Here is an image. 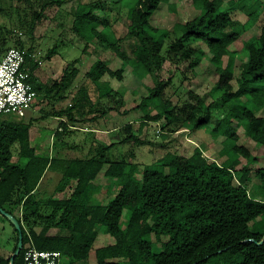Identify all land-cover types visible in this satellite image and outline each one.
<instances>
[{"label":"trees","instance_id":"trees-1","mask_svg":"<svg viewBox=\"0 0 264 264\" xmlns=\"http://www.w3.org/2000/svg\"><path fill=\"white\" fill-rule=\"evenodd\" d=\"M4 1L0 0V19L9 14L3 10ZM72 1L75 0H64ZM168 1L114 0L120 11L125 10L127 34L123 39L115 35L110 38L105 25L97 20L94 11L100 2L78 5L74 28L85 41L84 51L96 40L121 67L113 70L97 59L71 103L64 110L52 109L41 119L60 120L53 134V139L61 143L57 152L78 149L79 143L70 145L66 141L79 131L73 132L71 123H93L104 118L117 94L103 78L109 76L122 81L129 66L135 80L141 82L147 92L137 107L143 112L140 124L136 129L126 125L130 134L122 144L136 148L154 145L147 138L150 125L164 121V139L172 133L204 129L213 140L222 137L220 155L226 156L225 161L219 163L197 148L189 157L168 150L154 164L142 166L135 161L134 152L112 160L113 145L95 142L74 158L57 153L42 156L36 153L31 142L30 133L36 120L2 118L0 208L11 215V208L21 210V218L17 220L24 245L15 264H23L24 249L30 239L39 250L60 251L65 264L86 262L101 233L113 239V243L95 249L96 264H264V167H258L259 158L245 143H240L245 136L264 147V116L258 115L264 110V23L258 37L244 43L247 57L241 62L236 77L238 50L235 45L241 37L228 32L237 25L231 12L242 2L249 17L245 30H250L257 20L256 12L248 10L250 0H228L227 3L226 0H189L196 13L193 18L186 23L174 22L172 30L154 27L151 17L162 2ZM38 2L43 12L54 0ZM224 5H228L227 9ZM84 18L89 24L81 28ZM4 32L8 34L11 30L0 23V60L10 45ZM171 34L175 38L168 42ZM126 39L135 40L133 57L119 48ZM197 44H203L212 55L211 63L217 76L215 87L222 92L226 110L215 126L212 125V105H207L194 92H188V99L182 105H173L172 94L167 93L173 88L174 73L156 86H149L150 79L167 64L174 65L177 71L186 65L181 71L183 81L195 79L199 74L194 48ZM16 48L35 51L21 41L16 43ZM56 54L55 47L46 59L51 60ZM77 63L71 62L60 78L41 90L34 84V74L40 65L29 62L31 81L37 95L42 96V104H49L51 99H65L78 76ZM233 81H236V89ZM41 111L45 112V108ZM239 127L244 132L242 135ZM16 160L25 164L20 166ZM47 171L59 172L61 178L53 196L38 200L36 190ZM100 174L116 181L119 191L104 203L92 204ZM252 177L260 190L249 189ZM125 211L129 212V217L123 227ZM9 223L15 233L13 255L19 232ZM59 230L70 234H53ZM12 255L9 258L0 255V264H10Z\"/></svg>","mask_w":264,"mask_h":264},{"label":"rangeland","instance_id":"rangeland-1","mask_svg":"<svg viewBox=\"0 0 264 264\" xmlns=\"http://www.w3.org/2000/svg\"><path fill=\"white\" fill-rule=\"evenodd\" d=\"M55 2L62 3L57 4ZM98 2H100V6L95 8L94 11L97 20L102 23V25H105L110 38H113L115 35V37L123 39L127 34L125 10H121V12L118 8L119 5L113 3L114 0H75L72 2L54 0V3L43 12H41L42 5L38 0H5L3 3V10L9 14L5 19L1 18L0 23L2 26L6 25L11 32L8 34H5L4 32L7 37V42L8 44L10 43V45L5 48V51L2 54H5L9 48L16 47L18 41L23 42L26 47L34 48L37 52L40 51L42 65H40V68L34 74V84L36 87L38 85V88H41L42 90L45 86L60 78L71 62H78L76 65L79 70L78 76L69 91L65 94V99L62 101H52L51 99L49 104H42L40 102L42 96L38 94L33 109H31L32 113L36 115L34 118L36 121L31 130L32 143L34 146L40 144L41 149L39 152L41 151L43 154L45 153L54 156L57 153L61 156H73L72 152L66 154L63 151L60 153L57 152L61 147V143L53 139V134L55 130L58 129L60 120L52 117L43 120L41 119L43 114H47L52 111V109L57 111L64 110V108L71 103L73 95L86 83V73L97 59L103 60L113 70H117L121 67V63L112 59L110 53L103 49V47H100L96 40L88 46L87 51H84L85 41L74 28L76 20L75 13L78 5L90 3L97 5ZM227 2L228 0H226V3ZM247 3L248 10L250 12H256L257 20L254 27L250 30H245L249 17L243 9L242 2H239V8H237L235 12H231L237 25L228 30L229 33H237L241 37L240 41L235 45V49L238 50L235 71L236 77L239 76V66L241 62L245 61L247 57L244 43L255 40L259 35L261 25L264 23V0H250ZM172 5L175 7L172 8ZM227 6L228 5H224L226 9ZM228 10L230 11L229 7ZM195 14L192 1L169 0L168 3L162 2L160 4L156 13L151 17L150 23L157 28L172 30L174 22L186 23L193 18ZM88 24V19H82L81 28H85ZM99 29H102V26H100ZM174 38V34H171L167 41L170 42ZM55 47L57 48V54L51 60H47L46 55ZM119 48L124 51L128 57H133L135 40H123L119 44ZM194 48L196 49L195 59L198 62L199 73L195 79L191 82L183 81L181 71L186 65L177 71V68L174 65L167 64L162 71L150 79L149 86H156L159 81L166 80L170 74L174 73L173 88L169 89L167 93L172 94L173 105H182L185 100L188 99V92L192 91L201 96L207 105H212V125L215 126L219 119H221L226 113L224 104L221 100L222 92L215 87L217 76L215 74V68L211 63L212 55L203 44H197ZM226 60L227 59H225V62ZM131 71V67L128 66L122 81L112 79L109 76L103 78V81L109 83L115 94H117L113 102H111V109L108 112L111 113V111H114L119 118L120 133L118 132L117 134L121 136V141L130 134L126 130V125H132L135 129L139 126L143 112L137 109V107L141 104L143 97L147 92L146 89L143 88V85H141V82L135 80ZM232 83L236 89V81H233ZM91 95L92 97H95L93 91L91 92ZM42 108H45V112L43 113L41 111ZM258 115L264 116V110L258 113ZM95 123L96 122L81 123L79 127L84 128L85 125H94ZM163 126L164 121H160L158 125L155 123L150 125L147 138L154 145H145L136 148L130 144H122L120 141V145L110 154V157L117 160L122 157H128L134 152L135 161L143 166V164H154L157 160H160L168 150L189 157L194 153L195 149L201 148L204 151L205 156L213 157L219 163L225 161L226 156L220 155V151L222 150V137L213 140L208 132H204V129L201 131H180L172 133L167 139H164V135H162ZM157 129L161 130L160 134L156 133ZM238 131L240 135L244 133L240 127L238 128ZM78 132L77 138L75 139L78 143L87 142L89 140L85 137V133L82 131ZM240 143H245L253 151V154L259 158L260 163L258 167H264V147L253 141L250 142L245 136L240 139ZM81 155V153L78 154V156ZM244 162L245 161L242 160V165ZM17 163L20 166L25 164L24 161H17ZM140 170L139 177L141 178L142 168H140ZM59 180V176L49 173L47 179L44 181V187L39 194V198L47 200L53 196L55 192L54 189ZM99 182L105 184L106 179L103 177ZM105 185L106 187L108 185L111 189L108 196L105 195L107 192L103 193L104 190H97V194L91 199L92 204L104 203L107 199L115 197L118 193L117 189H119V187L116 182L114 183L112 181V183H106ZM257 186V180L252 177L248 186L249 189L255 190ZM10 210L16 218H21V210L19 208H11ZM128 217L129 212L125 211L123 216V227H125ZM14 234L13 227L0 214L1 256L9 258L12 255L15 246ZM53 234H57L58 236H68L70 233L67 230H59L53 231ZM103 236L104 234L101 233L97 239L94 248L91 251L90 258L86 262H80L78 264H96L94 258L95 249L113 243V239Z\"/></svg>","mask_w":264,"mask_h":264},{"label":"built area","instance_id":"built-area-1","mask_svg":"<svg viewBox=\"0 0 264 264\" xmlns=\"http://www.w3.org/2000/svg\"><path fill=\"white\" fill-rule=\"evenodd\" d=\"M31 60L42 65L41 52L16 47L8 49L0 60V119L19 121L33 109L37 92L29 71ZM23 264H65V258L60 251L37 249L30 239L24 249Z\"/></svg>","mask_w":264,"mask_h":264},{"label":"crops","instance_id":"crops-1","mask_svg":"<svg viewBox=\"0 0 264 264\" xmlns=\"http://www.w3.org/2000/svg\"><path fill=\"white\" fill-rule=\"evenodd\" d=\"M116 115L117 114L114 111H111V113L108 112L105 115L104 118L99 119L94 125H85L84 128H80L79 127V125L81 123H75V122L71 123V129H72L73 132H76V130L82 131L83 133H85V137H87L89 140L87 142H83V143L81 142V143H79V146L80 147L78 149L69 150V149L66 148V150L64 151L65 154L66 153H70V152L73 153V156H67V157L74 158V157L78 156V154H80L79 153L80 150L82 151V149H87L93 142L98 143V144H101V145H105V146L113 145V148L111 149L110 154L112 152H114L115 149L120 145V141H121L120 140V137L121 136H119V134H117L118 132L120 133V131H119L120 128H119V118ZM35 117H36V115H34L32 113V110H30L28 112L25 120L26 121H29V120L34 119ZM78 133H79L78 131L76 133H73L71 137H69V138L66 139V141L70 145H73L74 143H78V141L75 140L77 138ZM30 136H31V133H30ZM39 137H40V135H39ZM90 141H92V142H90ZM31 142H32V138H31ZM32 145H33V143H32ZM33 147L35 148L37 154L42 155V156H49V157H51V155H48V154H45V153L43 154V153H41V151L39 152V150L41 149L40 144H38L37 146H34L33 145ZM112 160H114V159H112ZM117 160H119V159H117ZM49 173H51L53 175H57V176H59L61 178V174L59 172L47 171L46 174L44 175L42 181L40 182L37 190H36V194L38 196V200H41V198H39V194L43 190L44 181L47 179V176H48ZM102 176H103V174H100L99 177L96 180V183L98 185V190H101V189L104 190L103 193H106L107 192V194H105V195L108 196V194L110 193V190L111 189L109 188L108 185L106 187L105 184L106 183L107 184L112 183V181L115 183L116 181L111 180V179H107V178H105L103 176L106 179V183L105 184H101L99 182V180L101 178H103ZM256 188L258 190H260V186L259 185ZM118 191H119V189H117V192Z\"/></svg>","mask_w":264,"mask_h":264},{"label":"water","instance_id":"water-1","mask_svg":"<svg viewBox=\"0 0 264 264\" xmlns=\"http://www.w3.org/2000/svg\"><path fill=\"white\" fill-rule=\"evenodd\" d=\"M0 214L2 216H4L5 218H7L9 220V222H11L14 225V227L16 228V230L19 232V241H18L17 249L10 259V264H15V259L19 256L20 252L23 249V245H24L23 244V233H22L21 225L15 216L9 214L8 212H6L2 208H0ZM262 243H263V241L261 243H259V245H261Z\"/></svg>","mask_w":264,"mask_h":264}]
</instances>
